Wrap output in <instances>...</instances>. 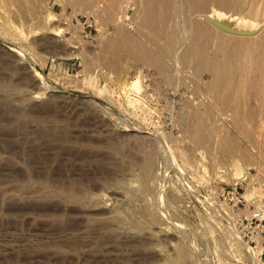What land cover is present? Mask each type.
<instances>
[{
  "label": "rangeland",
  "instance_id": "rangeland-1",
  "mask_svg": "<svg viewBox=\"0 0 264 264\" xmlns=\"http://www.w3.org/2000/svg\"><path fill=\"white\" fill-rule=\"evenodd\" d=\"M104 7L0 0V264H264L261 245L233 233L238 208L220 195L257 165L218 169L217 136L195 131L196 115L207 119V72L182 69L176 84V72L162 77L127 53L114 60L118 31L153 50L158 36ZM138 78L140 92L130 88Z\"/></svg>",
  "mask_w": 264,
  "mask_h": 264
},
{
  "label": "bare ground",
  "instance_id": "bare-ground-1",
  "mask_svg": "<svg viewBox=\"0 0 264 264\" xmlns=\"http://www.w3.org/2000/svg\"><path fill=\"white\" fill-rule=\"evenodd\" d=\"M119 1L106 0L107 7H104L103 13L106 18H114L113 10ZM131 1L132 5L128 6L122 18L123 23L140 21L157 34L158 43L155 42L153 50L146 43H139L128 31H118V38L107 43L115 50L113 59L127 53L135 61L154 68L162 77L167 72H176L171 77L175 83L177 76L182 78L183 75L179 74L182 69H192L191 73L196 76L207 72L210 77L207 98L210 101L207 99V119L196 115L201 123L200 128L195 130L199 139L205 138V127L217 136L214 148L220 154L213 153L212 159L218 169L229 163L232 170H236L237 164L252 161L259 173H263L264 166L259 164L264 147V0ZM115 17L122 21L119 16ZM49 20L57 21V14L49 13ZM67 27L56 26L53 29L60 34ZM38 73L45 81L44 76ZM143 85L138 78L131 82L130 88L140 92ZM129 127L134 125L129 124ZM235 135H241L258 148H255L260 153L256 155L257 159L241 146ZM154 156L151 151L143 160V176L146 179L149 178ZM71 197L77 199L76 196ZM236 228H233V233L238 240L251 247ZM261 243L262 240H259L258 247ZM184 256H190V252L185 251Z\"/></svg>",
  "mask_w": 264,
  "mask_h": 264
},
{
  "label": "built area",
  "instance_id": "built-area-1",
  "mask_svg": "<svg viewBox=\"0 0 264 264\" xmlns=\"http://www.w3.org/2000/svg\"><path fill=\"white\" fill-rule=\"evenodd\" d=\"M253 189L252 198L246 192ZM228 204L238 208L239 232L242 238L264 254V177L255 168H247L233 185L225 186L220 193ZM262 240L258 249V241Z\"/></svg>",
  "mask_w": 264,
  "mask_h": 264
}]
</instances>
